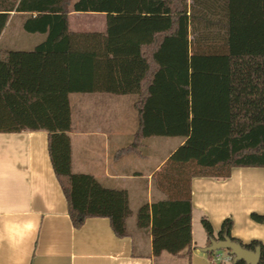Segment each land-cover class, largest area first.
<instances>
[{"label":"trees","instance_id":"16d2710c","mask_svg":"<svg viewBox=\"0 0 264 264\" xmlns=\"http://www.w3.org/2000/svg\"><path fill=\"white\" fill-rule=\"evenodd\" d=\"M192 1L0 0V38L12 12L25 14L26 33L44 36L32 51L0 47V134H49L74 228L107 218L125 238L132 210L127 191L72 173L73 94L137 97L138 131L119 157L146 139L182 138L170 162L194 177L225 180L234 168H264V0ZM72 13L105 14L106 33L74 31ZM192 211L191 193L139 208L137 225L151 229L154 257L191 255ZM252 220L264 224V215ZM201 223L208 246L230 238L260 248L264 264V245L233 238L232 219L217 234L207 218ZM208 255L218 260V252Z\"/></svg>","mask_w":264,"mask_h":264},{"label":"crops","instance_id":"0c3cea01","mask_svg":"<svg viewBox=\"0 0 264 264\" xmlns=\"http://www.w3.org/2000/svg\"><path fill=\"white\" fill-rule=\"evenodd\" d=\"M24 19L25 14L11 13L0 44L7 33L17 36L6 38L7 50L32 51L44 40L23 34ZM70 19L76 32L107 31L105 14L72 13ZM18 27L21 31L17 33L14 29ZM79 95H83L77 99L83 108L78 118L82 129L77 127L69 96L72 173L90 175L104 188L128 192L131 217L136 214L134 220L130 217L127 221L129 235L117 237L107 218H90L82 228H74L52 165L47 132L0 134V264H172L165 256L168 253L154 257L151 229L138 227L137 212L144 204L180 199L189 193L193 251L189 257H175L186 264H229V253L218 252L226 259L221 263L204 251L208 247L205 231L202 241H195L198 224L203 228L202 218L210 221L216 234L225 220L232 219L233 238L264 245V224L252 220V214L264 215V168H234L225 180L194 177L186 166L170 162L185 143L182 138L166 152L158 148V157L156 149L150 148L153 138L119 157L117 154L134 142L138 113L136 122L125 113L124 98ZM163 143L159 142L160 147Z\"/></svg>","mask_w":264,"mask_h":264},{"label":"rangeland","instance_id":"374dc122","mask_svg":"<svg viewBox=\"0 0 264 264\" xmlns=\"http://www.w3.org/2000/svg\"><path fill=\"white\" fill-rule=\"evenodd\" d=\"M192 3H193L192 0H188V4L189 5H191ZM14 30H16V32L17 31H21V28L18 27V28H15ZM22 32H23V34H27L24 30H22ZM15 35L16 34H10V33L8 34L7 33L6 38L9 37V36L16 37L17 35L16 36ZM42 37L44 38V36L37 35V37H35V38H42ZM6 38L3 39V41L1 42V44H0L1 48H5V49L7 48V46L5 45ZM192 39H193V37H192ZM18 49H20V48H18ZM22 50L25 51V50H28V48H25V49H22ZM81 96H83V95L75 94V95L71 96V102H72V105H73V114H74V118H75L76 121H78L79 120L78 118L81 117L82 114H83L82 105L77 103V99L81 98ZM108 96H111L112 98H124V99H122V100H124L123 109L125 110V113L128 114L129 116L133 117V119H135V122H136L137 111L135 109L134 104L136 103L137 98H136L135 95L125 96V97H117V96H113V95H108ZM77 127H78V129H82V123L78 121ZM151 140H153V141H151L152 143H150L151 144L150 148H155L156 149L155 150V153H156L155 157H158V153H159L158 152V148H162L163 152H166V151L172 149L175 145H177L181 141L180 138H166V137L153 138ZM159 142H164L161 145L162 147H160ZM189 174L190 175H194L195 171L194 170H190ZM132 204L134 206V202H132ZM135 215L136 214L134 212L133 216L135 217ZM134 217H131L130 220H134L135 219ZM197 228H198V230H196V232L194 234V239H195L196 242H201L203 237H204V230L199 224H198ZM220 252L228 253V251H226V250H222ZM165 256H167V258H170V260H172L171 261L172 264H186V260H183L181 258L172 256V255H168V254H166Z\"/></svg>","mask_w":264,"mask_h":264},{"label":"water","instance_id":"95a60500","mask_svg":"<svg viewBox=\"0 0 264 264\" xmlns=\"http://www.w3.org/2000/svg\"><path fill=\"white\" fill-rule=\"evenodd\" d=\"M226 250L234 258V263L244 261L246 264H258L261 257V249L256 248L254 251L244 248L239 243L226 238L222 241L213 240L211 245L204 249L205 252H218Z\"/></svg>","mask_w":264,"mask_h":264},{"label":"built area","instance_id":"2783aa9c","mask_svg":"<svg viewBox=\"0 0 264 264\" xmlns=\"http://www.w3.org/2000/svg\"><path fill=\"white\" fill-rule=\"evenodd\" d=\"M221 257H218V260H220Z\"/></svg>","mask_w":264,"mask_h":264}]
</instances>
